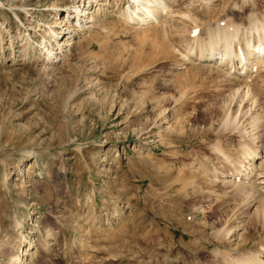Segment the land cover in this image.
<instances>
[{"label":"rangeland","instance_id":"obj_1","mask_svg":"<svg viewBox=\"0 0 264 264\" xmlns=\"http://www.w3.org/2000/svg\"><path fill=\"white\" fill-rule=\"evenodd\" d=\"M83 1L0 0V264L264 262V189L232 174L245 145L264 172V67L239 87L185 57L187 31H248L264 0H173L145 25L123 13L146 0Z\"/></svg>","mask_w":264,"mask_h":264},{"label":"bare ground","instance_id":"obj_2","mask_svg":"<svg viewBox=\"0 0 264 264\" xmlns=\"http://www.w3.org/2000/svg\"><path fill=\"white\" fill-rule=\"evenodd\" d=\"M86 1L88 3H90V0H86ZM97 1L98 2L101 1V3H104V0H97ZM164 1H166L167 3L164 2ZM85 2L83 1L82 4H85ZM146 2L147 3L144 4L141 7V9H138V8H135V7H132V8L128 7V11L123 13V17H126L125 20L133 18L132 17L133 15L134 16L137 15L138 17L135 16L137 18V19L135 18V20H136L135 22H137V23L140 22L142 25L143 24L144 25L145 24H150V22L149 23H147V22L149 21L150 17H153L154 13H158V15H161L163 13V15H164L163 17H168L169 15H171L170 11L175 5V1L173 2V0H146ZM104 4H102V6H104ZM202 4H201V6H203ZM141 5H142V3H141ZM169 5H171V6H169ZM80 6H81V4L75 8V10L77 12L76 17L77 18L79 17L77 19L76 23L81 28H84L83 27L84 25H82V23L87 22V21H83V20L85 19V12L89 8L88 9L87 8L84 9L83 5H82V8ZM96 6L97 5H95V7ZM91 7H92V5H91ZM50 10L53 11L54 10V6H52V9H50ZM135 12H137V13H135ZM180 15L183 16V18H184V16H187L190 19L189 21L197 26L196 22H197L198 19L192 17L189 14V12L188 13H180ZM91 18H92V16H91ZM125 20H123L124 23H128V21H125ZM222 20H221V22H222ZM225 20L230 21L231 19L230 20L229 19H225ZM247 21H248V24H249L248 31L246 29L245 30L244 29H240V26H242V25H240V26L236 25L235 24L236 22H234V23L233 22H230V23L226 22L225 25L223 23H219V24H216L212 28L210 26H208L205 31H201V30L197 31L196 30V33H195V31L190 29L189 31H187L188 34H190V35L187 34V37H188L189 41L190 42H195L197 39H199L198 47L196 48L197 53L194 52L195 50H191V51L188 50V52L185 53V54H187L185 57H187V60H189V61H194V63H206V64H208V65H205V67H207L208 69H209V67L211 68L213 66V65H209V64L214 62L213 64H214V66H216L215 68H217V69L220 68L221 70H227L231 76L235 77V78H232V80H233V82H235L240 87V83L242 82V80H247V81L250 80V79L252 80V77L256 76L257 73H259V71L262 70V68L264 67V15H263L261 20L257 19V18H254V17L253 18L249 17V19ZM56 24H57L56 27L61 29L60 25H58L60 23H56ZM186 24L187 23L184 22V26ZM67 28L69 29L70 27L67 26ZM154 28L155 27H153V29ZM151 30L152 29L150 28L149 32H151ZM161 30H162V28H161ZM240 30H244L243 33L246 36L249 34L246 39H243V38L241 39V36H244V35H243L242 32H240ZM154 31H157V29H154ZM239 32L241 33L240 38H239ZM52 33L54 34V37H52V39H54V43H56V45L59 46L60 43H59V41H57L58 37L57 38L55 37L56 36L55 35L56 31L52 30ZM164 33L167 35V37H170V35H172L170 29H164ZM175 33H181V31L180 32L176 31ZM203 34L205 35V37L202 36ZM246 36H244V37H246ZM241 40L244 43V50L247 51L246 54L244 53V50L241 47L242 46ZM66 42L68 44H70L71 40L70 41L66 40ZM164 43H165V40L162 42V45ZM167 43H165V45ZM49 44H50V42H49ZM44 47L46 48V52L47 53H49V54L52 53L53 49L51 50V48H49V46H44ZM237 50H238V54H237ZM174 51H175V49H174ZM212 70H213V68H212ZM233 72H234V74H233ZM217 74H219V73L217 72ZM232 80L230 79V81H232ZM245 84H246V82H245ZM238 88L235 90V92H238ZM247 88H248V86H247ZM248 89H250V88H248ZM246 91L243 92V93L244 94L247 93V96H248L249 92H246ZM245 96L246 95H244V97ZM244 97H243V99H244ZM248 97H252V94H251V96H248ZM252 107H253V105H252ZM258 115H260V114H258ZM258 117L259 116H257L256 119L254 118L255 119V123H256L257 120H258V122H260L262 120L260 117L259 118ZM259 119H261V120L259 121ZM234 121L236 122V120H234ZM253 121H252V123H253ZM229 123L231 124L230 121H229ZM249 147L250 146L245 145L244 148L241 151L242 155H243L242 159L246 160V162L244 164H243V162H241V163H239V166L236 165L237 167H239L238 169H237V167L234 166L235 165L234 162H233L234 165L231 164L232 166H234L236 168V169H234L232 167L233 168V173L232 174L234 176L235 181H237V182H233V183H238L237 187H235V188L236 189L237 188L240 189V195H244V197H245V198L243 197V199H246V198H249V197L253 198V195H259L257 197H261L260 195H262V192H263L262 190L264 189V172H263L264 169H263V171L261 170V172H263L262 174H258L257 179L249 181V180H251V179H249L250 178L249 174L252 172V169L254 168L253 167L254 165L251 164L249 161L250 160H254V159H256V157L259 156V153L257 152V150H253L252 148L250 149ZM213 149H215V148H213ZM215 150H217L219 153L222 154L221 149H215ZM224 157L226 158L227 156H224ZM228 157H227L228 160L226 159V161H229L230 158H228ZM247 170H249L250 172L247 171ZM200 172L204 176H206L205 174H209V173H207V170L206 171H202L201 170ZM198 175L199 174L196 175V173L193 174L192 175V179H201L202 176H198ZM218 176H217V173L216 174L213 173V175L209 179V182L213 183L212 180L215 181L218 178ZM240 177L242 178V180H241ZM249 182H251V183H249ZM247 183H249L248 186L245 185ZM192 184H194V183H192ZM260 185H262V186L260 187ZM235 190H233V191H235ZM249 199H251V198H249ZM249 202H250V200H249ZM259 203L262 206V208H264L263 207V205H264V194L260 198ZM256 221L257 220H255V222ZM143 236H144V234H143ZM142 238H144V237H142ZM199 254H200V251L198 252V255ZM196 255H197V253H196ZM251 258L252 257H248V259L245 258L244 261L243 260H241L239 262L237 261V262H234L233 264H254V261H252ZM184 261L186 263L188 262V260L187 261L184 260ZM256 264H264V262L261 260L260 263L257 262Z\"/></svg>","mask_w":264,"mask_h":264}]
</instances>
